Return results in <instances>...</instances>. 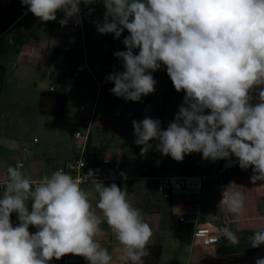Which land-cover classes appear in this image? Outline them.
<instances>
[{"label": "clouds", "instance_id": "clouds-1", "mask_svg": "<svg viewBox=\"0 0 264 264\" xmlns=\"http://www.w3.org/2000/svg\"><path fill=\"white\" fill-rule=\"evenodd\" d=\"M97 2L105 8L102 21H94L100 34L119 39L125 30L129 33L122 41L126 50L114 53L123 71L106 77L114 84L110 92L138 102L155 91L153 73L162 66L175 90L185 92L166 129L151 117L133 121L141 156L153 148L152 140L155 151L177 162L196 152L204 160H227V168L234 156L242 170L252 169L253 185L264 181V0H21L43 22L56 21L62 11V27L69 19L81 22V4ZM22 167H8L0 198V264H49L69 253L89 264H109V251L94 239L104 222L126 260L145 264L153 231L125 189L116 183L105 186L89 169L86 176L99 197L93 206L89 193L63 169L33 181ZM231 187L222 191L220 209L239 214L244 196ZM30 226L37 231L30 233ZM222 237L233 246L240 239L229 229ZM248 239L252 248L260 247L264 228ZM256 264H264V257Z\"/></svg>", "mask_w": 264, "mask_h": 264}, {"label": "crops", "instance_id": "crops-1", "mask_svg": "<svg viewBox=\"0 0 264 264\" xmlns=\"http://www.w3.org/2000/svg\"><path fill=\"white\" fill-rule=\"evenodd\" d=\"M18 2L21 0H0V8ZM94 7L102 21L103 4L97 2ZM62 18L64 15L57 12L56 21L43 22L26 9L0 32V65L4 67L0 81V180L4 185H0V198L11 163L25 160L21 171L34 181L50 176L66 162L81 156L82 147L75 144L72 131L88 126L89 116L80 110L86 104L87 110L95 108L90 123V146L95 151V161L88 170H108L111 180L102 181L104 185L116 183L127 191L129 201L142 209L144 220L153 231L149 245H162L159 264H256L257 258L264 257V244L252 248L248 238L264 228V181L253 185L252 169L242 170L234 156L232 166L227 168V160H204L202 153L196 152L177 162L170 155L155 151V140H152L153 148L141 156V146L135 143L133 121L151 117L159 119L166 129L183 103L184 90H175L166 66H162L153 73L157 80L153 93L142 96L138 102L116 97L110 92L114 84L106 77L114 70L123 71L114 53L126 50L122 41L129 35L127 30L116 39L114 34L112 37L100 34L87 25L76 27L72 19L62 27L59 23ZM67 47L71 50L67 51ZM135 51L138 54L139 50ZM78 66L83 70L75 76ZM106 86L108 89L101 96ZM51 88L68 97L62 118L38 113L40 94ZM256 102L253 99L252 103ZM67 126H72V133ZM128 128L132 130V144L124 147L120 136ZM140 159L147 164L135 170L134 163ZM163 162L164 173L184 177L186 181L185 188L174 191L169 200L162 199L152 181L141 180L143 167L161 170ZM90 183L80 186L89 193V200L95 206L99 197L93 186H86ZM231 185L230 191H240L244 196V208L239 214L220 209L221 192ZM28 206L31 208L30 201ZM10 219L13 226L19 223L15 212ZM228 220L230 230L240 238L237 245H230L223 237L209 245L194 243L193 233L199 225H218ZM101 228L104 231L94 239L109 251L112 257L109 264H124L126 253L117 243L115 232L106 222ZM36 231L35 226L29 227L30 233ZM66 255L59 260L53 258L49 264H62Z\"/></svg>", "mask_w": 264, "mask_h": 264}, {"label": "built area", "instance_id": "built-area-1", "mask_svg": "<svg viewBox=\"0 0 264 264\" xmlns=\"http://www.w3.org/2000/svg\"><path fill=\"white\" fill-rule=\"evenodd\" d=\"M89 7L94 8V11L89 13ZM89 7H82L81 6V14L80 19L81 22L76 24L74 20H72V24L76 27L81 25H87L93 29H97L94 21L100 20L98 14L96 13L94 5ZM65 15L62 11H59L58 14ZM67 51H70V48H66ZM83 68L78 66L74 73L75 76H78L80 72H82ZM53 90V88H51ZM80 110L86 112L89 116L88 119V126L87 127H77L74 129L72 136L76 145L82 147L81 156L78 159L71 160L65 163V165L60 168L63 169L65 172L70 173L73 178L78 182L80 185L89 182L90 179L86 176L87 172L89 171V166L95 161V151L94 149L89 146L90 140V123L94 119L95 115V108L91 110H87L86 106L83 105L80 107ZM23 165L26 164L25 160H18L16 162L11 163L9 166H16V165ZM84 164V166H82ZM8 166V167H9ZM22 167V168H23ZM8 169V168H7ZM22 170V169H21ZM96 178L100 181H108L111 180L110 172L107 171H94ZM143 175L141 176V180L144 183L152 181L154 183L155 189L157 193H159L164 200H169L172 193L174 191L181 190L185 188L186 181L184 177H179L176 175H170L160 170H154L147 166L142 168ZM43 178V177H42ZM40 178V179H42ZM40 179H36L34 181H39ZM0 185L3 186L4 183L0 180ZM222 197V192H221ZM223 199V197H222ZM227 201H225V204ZM94 206V205H93ZM230 220L224 222L222 224H213V223H203L199 225L198 230L193 233V241L195 244L198 245H209L211 244L217 236L222 237L223 231L225 229H229ZM66 263H75V264H89V261L83 256H78L75 254H67L62 261V264Z\"/></svg>", "mask_w": 264, "mask_h": 264}, {"label": "trees", "instance_id": "trees-1", "mask_svg": "<svg viewBox=\"0 0 264 264\" xmlns=\"http://www.w3.org/2000/svg\"><path fill=\"white\" fill-rule=\"evenodd\" d=\"M27 6L22 5L21 2L11 3L6 9L0 8V32L7 28L13 21H15L25 10ZM113 34H110L112 37ZM3 71L4 67L0 65V81H3ZM108 89V86L103 87L102 93ZM68 97L66 94H58L53 90L42 92L39 97L38 102V113L41 115H49L56 116L62 118L65 112L66 104ZM102 103V98L99 100V103ZM121 118L120 115L117 116ZM90 146V140H89ZM164 162L162 163L161 172L165 171ZM184 220V219H183ZM149 250L151 255L149 257L144 258L145 264H159V260L162 255V245L154 244L149 245ZM124 264H130L129 261H126Z\"/></svg>", "mask_w": 264, "mask_h": 264}, {"label": "rangeland", "instance_id": "rangeland-1", "mask_svg": "<svg viewBox=\"0 0 264 264\" xmlns=\"http://www.w3.org/2000/svg\"><path fill=\"white\" fill-rule=\"evenodd\" d=\"M65 65H66V67H68V60L65 58ZM85 106H86V104H84ZM81 112V111H80ZM124 123L125 122H127V119H126V117H124ZM71 129H72V126H67V130L70 132V133H72L71 132ZM130 128H128V130H126L125 132H123V133H121V136H120V143L121 144H123V146L124 147H131V144H132V138H131V134H132V130H129ZM73 141V140H72ZM150 144H152L153 145V141H150ZM143 164H147V162H143L142 163V161H141V159H140V161L138 162V163H134V169L136 170V169H139V168H141V166L143 165ZM86 186H92V184L90 183V184H86ZM107 231H109L108 233H110V229H108Z\"/></svg>", "mask_w": 264, "mask_h": 264}, {"label": "water", "instance_id": "water-1", "mask_svg": "<svg viewBox=\"0 0 264 264\" xmlns=\"http://www.w3.org/2000/svg\"><path fill=\"white\" fill-rule=\"evenodd\" d=\"M104 226H105V224H104ZM107 226V225H106ZM107 228V227H106Z\"/></svg>", "mask_w": 264, "mask_h": 264}]
</instances>
